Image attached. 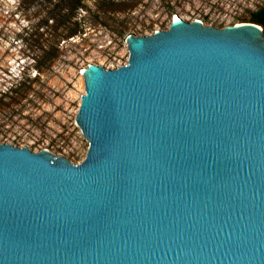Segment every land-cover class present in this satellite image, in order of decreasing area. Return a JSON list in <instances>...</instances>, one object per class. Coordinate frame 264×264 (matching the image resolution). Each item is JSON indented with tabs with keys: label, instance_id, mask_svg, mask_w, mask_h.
I'll list each match as a JSON object with an SVG mask.
<instances>
[{
	"label": "water",
	"instance_id": "obj_1",
	"mask_svg": "<svg viewBox=\"0 0 264 264\" xmlns=\"http://www.w3.org/2000/svg\"><path fill=\"white\" fill-rule=\"evenodd\" d=\"M199 21L91 65L81 163L0 145V264H264V36Z\"/></svg>",
	"mask_w": 264,
	"mask_h": 264
},
{
	"label": "rangeland",
	"instance_id": "obj_2",
	"mask_svg": "<svg viewBox=\"0 0 264 264\" xmlns=\"http://www.w3.org/2000/svg\"><path fill=\"white\" fill-rule=\"evenodd\" d=\"M260 11L264 0H0V145L81 163L85 69L126 65L130 36L167 31L175 17L223 29Z\"/></svg>",
	"mask_w": 264,
	"mask_h": 264
},
{
	"label": "trees",
	"instance_id": "obj_3",
	"mask_svg": "<svg viewBox=\"0 0 264 264\" xmlns=\"http://www.w3.org/2000/svg\"><path fill=\"white\" fill-rule=\"evenodd\" d=\"M254 23L264 26V11H260L254 16Z\"/></svg>",
	"mask_w": 264,
	"mask_h": 264
},
{
	"label": "bare ground",
	"instance_id": "obj_4",
	"mask_svg": "<svg viewBox=\"0 0 264 264\" xmlns=\"http://www.w3.org/2000/svg\"><path fill=\"white\" fill-rule=\"evenodd\" d=\"M182 20H183V19H181V18H179V17H175V18L173 19L174 22H180V21H182ZM173 21H172V22H173ZM87 70H88V68L85 69V70L82 72L83 77H84L85 73L87 72Z\"/></svg>",
	"mask_w": 264,
	"mask_h": 264
}]
</instances>
